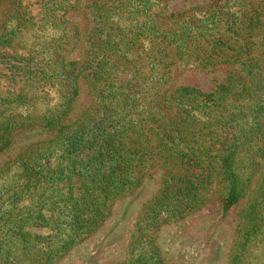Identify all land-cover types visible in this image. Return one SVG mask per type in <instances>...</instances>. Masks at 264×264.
Instances as JSON below:
<instances>
[{
    "label": "trees",
    "instance_id": "16d2710c",
    "mask_svg": "<svg viewBox=\"0 0 264 264\" xmlns=\"http://www.w3.org/2000/svg\"><path fill=\"white\" fill-rule=\"evenodd\" d=\"M174 1L0 0V65L12 82L0 88V130L60 128L78 78L91 102L78 127L62 125L60 153L40 144L2 182L0 253L10 261L0 264L61 258L154 166L168 178L146 208L155 220L147 245L159 225L197 211L214 191L226 190L222 212L243 195L248 174L233 156L252 139L243 132L264 133V0H183L169 11ZM72 12L83 29L64 19ZM184 69H224L226 79L207 94L173 87ZM257 150L251 158L262 157ZM131 255L160 264L155 249Z\"/></svg>",
    "mask_w": 264,
    "mask_h": 264
},
{
    "label": "rangeland",
    "instance_id": "374dc122",
    "mask_svg": "<svg viewBox=\"0 0 264 264\" xmlns=\"http://www.w3.org/2000/svg\"><path fill=\"white\" fill-rule=\"evenodd\" d=\"M183 4V0H175L168 10H183ZM3 14L1 6L0 24ZM64 19L79 29L84 27L79 13H69ZM44 41L48 40L39 43ZM78 54L79 49L75 48L66 58L75 61ZM5 61L0 55V62ZM5 66L0 65V74H4L0 76V88L4 91L12 84L10 71L6 72ZM225 79L224 69L213 72L184 69L174 78L173 87L193 88L207 94L215 92ZM76 88L77 96L60 128L47 130L35 125L0 130V144H3L6 133L9 138V145L0 152V186L13 179V170L40 144L49 145L50 149L57 151L56 154L60 153L62 132L67 131L62 125L68 126L69 130L78 127L91 107L88 85L78 78ZM52 98L50 96L53 102ZM243 134L252 139L235 151L233 164L238 172L248 174V180L243 195L227 211L222 212L220 205L226 190H216L197 211L159 225L152 235V243L147 245L149 238L145 232L153 227L155 220L147 219L146 208L158 196L168 178V171L154 166L144 174L131 194L114 200L106 219L94 232L50 264H138L132 262L131 253L136 256L148 249H155L160 264H264V133ZM256 136L259 140L253 142ZM227 146L234 145L229 141ZM256 150L262 157L251 158V153L257 154ZM4 261L10 259L0 253V262Z\"/></svg>",
    "mask_w": 264,
    "mask_h": 264
}]
</instances>
